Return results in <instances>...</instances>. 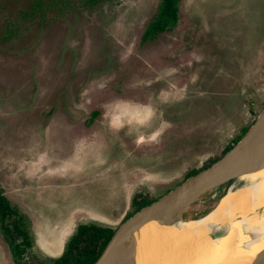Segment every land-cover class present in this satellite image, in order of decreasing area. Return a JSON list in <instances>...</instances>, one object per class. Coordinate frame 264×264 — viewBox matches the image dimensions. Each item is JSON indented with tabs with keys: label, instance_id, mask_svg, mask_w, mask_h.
Masks as SVG:
<instances>
[{
	"label": "rangeland",
	"instance_id": "374dc122",
	"mask_svg": "<svg viewBox=\"0 0 264 264\" xmlns=\"http://www.w3.org/2000/svg\"><path fill=\"white\" fill-rule=\"evenodd\" d=\"M159 1L0 0V189L37 264L221 157L264 106V0H180L142 41Z\"/></svg>",
	"mask_w": 264,
	"mask_h": 264
},
{
	"label": "bare ground",
	"instance_id": "6f19581e",
	"mask_svg": "<svg viewBox=\"0 0 264 264\" xmlns=\"http://www.w3.org/2000/svg\"><path fill=\"white\" fill-rule=\"evenodd\" d=\"M134 242L147 264H264V161L232 181L206 217L152 226Z\"/></svg>",
	"mask_w": 264,
	"mask_h": 264
},
{
	"label": "water",
	"instance_id": "95a60500",
	"mask_svg": "<svg viewBox=\"0 0 264 264\" xmlns=\"http://www.w3.org/2000/svg\"><path fill=\"white\" fill-rule=\"evenodd\" d=\"M263 161L264 106L241 138L221 157L122 221L92 264H147L142 262L141 250L134 237L150 231L152 226L172 227L177 219L187 220L183 214L188 208L220 186L226 188L227 184L255 170ZM215 209L216 205L202 217ZM130 237L133 244L128 242Z\"/></svg>",
	"mask_w": 264,
	"mask_h": 264
},
{
	"label": "trees",
	"instance_id": "16d2710c",
	"mask_svg": "<svg viewBox=\"0 0 264 264\" xmlns=\"http://www.w3.org/2000/svg\"><path fill=\"white\" fill-rule=\"evenodd\" d=\"M179 1L180 0L159 1L154 14L147 22L146 27L142 32L141 35L142 41L154 39L159 33L163 31H167L176 25L178 21ZM242 134L243 133H241V135ZM241 135L238 136L237 139L232 140L230 144L226 145L224 148V152H226L230 147H232L233 144L237 142V140H239ZM207 166L208 165L190 171L189 173H187L185 178L195 174L196 172L200 171L201 169ZM160 196L161 195H159L158 197ZM158 197L156 198L154 197L153 199L133 198L132 204L134 205V210L129 216L134 214L144 205L151 203ZM211 209L212 208L206 211L209 212ZM195 216L196 215H194L191 218L193 219L195 218ZM10 217H12L11 218L12 221L10 225L12 226L13 230H10V225L3 224L5 219ZM186 219H190V218H186ZM21 221H22V216L18 214L14 208L11 207L9 201L3 195L0 189V227L3 229V233L9 242L10 253L14 264L20 263L23 246H27V247L31 246L30 239L25 234V231L20 228V224H22ZM113 231L114 229L108 226H100L95 223H79L76 226L75 232L66 242L62 254L57 258H55L52 264H92L95 261V259L99 256L100 252L102 251L103 247L105 246L108 239L112 235ZM15 237H21L23 240L21 241V243H18L15 240Z\"/></svg>",
	"mask_w": 264,
	"mask_h": 264
},
{
	"label": "flooded vegetation",
	"instance_id": "af4514ba",
	"mask_svg": "<svg viewBox=\"0 0 264 264\" xmlns=\"http://www.w3.org/2000/svg\"><path fill=\"white\" fill-rule=\"evenodd\" d=\"M13 217V216H12ZM6 218L4 223L3 224H8L10 225L11 224V218ZM10 230H13L12 226L10 225ZM15 240L18 242V243H21L22 241V238L21 237H15ZM22 253H21V261L19 264H37L38 262H36L35 260V257H34V254H30L31 253V246L30 247H27V246H23L22 248ZM25 259V262L23 261ZM40 264H43L42 262Z\"/></svg>",
	"mask_w": 264,
	"mask_h": 264
}]
</instances>
